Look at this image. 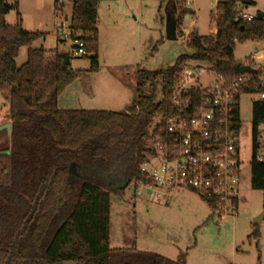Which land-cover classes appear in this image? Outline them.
Here are the masks:
<instances>
[{
    "label": "trees",
    "instance_id": "obj_1",
    "mask_svg": "<svg viewBox=\"0 0 264 264\" xmlns=\"http://www.w3.org/2000/svg\"><path fill=\"white\" fill-rule=\"evenodd\" d=\"M165 1L166 14L174 13L178 27L188 11L185 0ZM99 5L100 0H72L70 18L93 71L99 68ZM17 7L18 0H0V93L9 104L4 119L12 124L10 149L0 152V175H5V181L0 177V264H185L155 252L131 255L111 248V196H123L139 177L150 128L159 117L163 128L174 113L169 97L188 61L236 79L243 63L236 60L235 47L264 40V18H236L235 0H223L215 32L190 33V54L165 69L137 71L134 109H63L59 95L78 71L66 64L68 54L32 47L45 32L26 30L22 21L7 23ZM23 47H30L27 60L18 66ZM251 73L253 82L241 94L264 92L258 72ZM238 115L242 127L240 107ZM262 126L259 97L252 104L250 173L251 187L264 191V158L258 157ZM202 200L212 208L213 200ZM259 235L257 229L253 236Z\"/></svg>",
    "mask_w": 264,
    "mask_h": 264
},
{
    "label": "rangeland",
    "instance_id": "obj_2",
    "mask_svg": "<svg viewBox=\"0 0 264 264\" xmlns=\"http://www.w3.org/2000/svg\"><path fill=\"white\" fill-rule=\"evenodd\" d=\"M63 11L72 13V0H64ZM165 0H100L99 68L91 70L88 56L70 55L71 41L57 39L60 22L55 15V0H18V7L6 16L7 23L22 25L29 31H43L46 37L32 47L68 54L78 77L61 94L65 101L84 109L125 111L134 109L137 71L165 69L182 54H190V33L212 34L216 14L212 0H192L177 27V39L166 38ZM250 11L264 15V0L250 5ZM179 14L177 10L176 17ZM64 39V38H62ZM30 47H23L16 59L18 66L27 60ZM235 58L245 63L251 56L264 63V40L237 43ZM192 61H188L190 63ZM204 83H208L204 79ZM158 91V98H160ZM259 94L242 93L239 98L241 128L240 158L244 178L241 183L239 215L220 219L196 193L180 191L168 204L156 201L134 184L123 196H111V240L113 249L155 252L185 264H264V191L251 187L252 104ZM9 108L0 93V122ZM151 129V128H150ZM261 127V145L264 139ZM9 146L6 129L0 131V151ZM1 181L5 175L1 174ZM141 193V194H140ZM258 229V238L253 236Z\"/></svg>",
    "mask_w": 264,
    "mask_h": 264
},
{
    "label": "built area",
    "instance_id": "obj_3",
    "mask_svg": "<svg viewBox=\"0 0 264 264\" xmlns=\"http://www.w3.org/2000/svg\"><path fill=\"white\" fill-rule=\"evenodd\" d=\"M191 2L185 0L186 5ZM222 2L212 0L216 15ZM255 3L257 0H235V17H257L260 11H250ZM64 4V0H55V15L60 22L57 39L71 41L70 55L86 56L84 40L74 37L70 30ZM261 57L253 55L243 65L255 69L264 84V63L258 61ZM252 82L251 72L228 81L204 63H188L178 74L169 97L174 113L167 116L163 128L159 127L161 117L153 124L147 140L149 150L132 184L164 204L176 193L190 191L213 200L211 209L221 220L238 216L244 173L240 158L242 127L238 126L237 115L241 90ZM259 97L264 99V92ZM258 157L264 158V139Z\"/></svg>",
    "mask_w": 264,
    "mask_h": 264
},
{
    "label": "water",
    "instance_id": "obj_4",
    "mask_svg": "<svg viewBox=\"0 0 264 264\" xmlns=\"http://www.w3.org/2000/svg\"><path fill=\"white\" fill-rule=\"evenodd\" d=\"M258 19L264 18V15L262 12H259L257 15ZM165 32H166V38L168 40H176L177 39V21L175 20V15L174 13L167 14L166 16V26H165ZM66 64L70 65L71 62L69 58L66 60ZM255 69H253L250 65H242L240 68L241 73H246V72H254ZM6 129L8 132V136L11 134V129H12V124L7 122L5 124L0 125V131ZM70 167H73V164H70ZM264 218V212L261 213L256 219L255 223H260ZM63 264H76L73 262H67Z\"/></svg>",
    "mask_w": 264,
    "mask_h": 264
},
{
    "label": "crops",
    "instance_id": "obj_5",
    "mask_svg": "<svg viewBox=\"0 0 264 264\" xmlns=\"http://www.w3.org/2000/svg\"><path fill=\"white\" fill-rule=\"evenodd\" d=\"M73 84V83H72ZM71 85V84H70ZM69 85V86H70ZM66 90V89H65ZM65 90L63 91V92H65ZM63 92L61 93V94H63ZM61 94L59 95V98H58V106L60 107V108H63V109H84V108H81L80 107V105L79 104H76V105H78V106H74V104H71V102H69V101H65V103H64V105L62 106V104H61ZM5 123H7L6 122V120L4 119V120H2V122H0V125L1 124H5ZM8 133V132H7ZM3 149H5V148H3Z\"/></svg>",
    "mask_w": 264,
    "mask_h": 264
},
{
    "label": "flooded vegetation",
    "instance_id": "obj_6",
    "mask_svg": "<svg viewBox=\"0 0 264 264\" xmlns=\"http://www.w3.org/2000/svg\"><path fill=\"white\" fill-rule=\"evenodd\" d=\"M8 143H9V146L8 147H6L5 149H1V151L0 152H6V153H8V151H9V149H10V136H8Z\"/></svg>",
    "mask_w": 264,
    "mask_h": 264
}]
</instances>
